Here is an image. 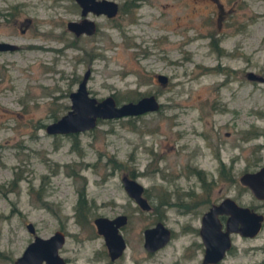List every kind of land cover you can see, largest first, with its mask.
Instances as JSON below:
<instances>
[{
  "label": "rangeland",
  "instance_id": "374dc122",
  "mask_svg": "<svg viewBox=\"0 0 264 264\" xmlns=\"http://www.w3.org/2000/svg\"><path fill=\"white\" fill-rule=\"evenodd\" d=\"M110 1L115 15L87 13L95 31L75 36L65 26L81 18L73 0H0V41L16 45L0 51V264H13L32 239L26 223L42 238L61 231L58 255L67 264H106L92 219L124 211L123 264L133 257L172 264L196 239L183 231L186 222L197 224L174 203L187 201V191L204 197L202 183L210 200L240 194V203L264 211L237 181L264 163V80L245 77L264 78V0H135L126 12L130 0ZM85 70L96 99L109 95L118 105L153 95L158 109L100 119L74 134L45 133L67 111ZM130 172L150 211L131 208L120 183ZM156 219L171 239L148 256L134 234ZM231 243L223 264H264V221L255 238ZM198 257L178 264H198Z\"/></svg>",
  "mask_w": 264,
  "mask_h": 264
},
{
  "label": "water",
  "instance_id": "95a60500",
  "mask_svg": "<svg viewBox=\"0 0 264 264\" xmlns=\"http://www.w3.org/2000/svg\"><path fill=\"white\" fill-rule=\"evenodd\" d=\"M79 9V14L84 16L87 12L93 14H103L111 17L116 13L117 6L110 0H73ZM66 28L74 35L84 33L89 35L94 32V24L91 20L82 18L80 21H67ZM15 45L0 41V51L14 50ZM89 75L85 70L77 82L73 91L68 94L69 106L65 113L56 120L46 124L44 131L47 134H74L86 131L95 126L97 119H112L123 116H135L158 109V102L153 95L141 96L135 101H127L115 104L111 96L107 95L101 99L89 95L85 83ZM246 79L262 82L264 78L251 71L245 74ZM156 81L162 85L166 77L162 74L155 76ZM120 182L125 193L134 199V201L145 209L149 208L147 202L140 197L142 186L134 179L127 178L125 175L120 177ZM238 182L245 186L248 191L257 199H264V165L254 171H245L238 177ZM226 198L223 202L213 206L208 212H205L201 218L199 235L205 245L203 262L213 263L218 260L223 251L228 249L229 240L226 236L228 230L220 232L219 223L215 215L221 213L223 204L233 202ZM230 206V214L234 222H241L239 229H236L242 235H253L259 228L261 215L249 214L246 208L237 207L235 204ZM120 219L115 220V226H111V220L106 218H95L93 223L97 233L102 236L104 246L110 257H116L123 248L121 236L116 233V226ZM231 221V224H232ZM246 224L243 225V223ZM248 228L247 233L242 232V228ZM26 230L32 235V239L25 245L19 256L15 257L13 264H64L63 259L58 255V249L63 243V233L59 230L53 231L49 236L42 238L34 233L30 223L25 224ZM234 229V228H233ZM232 229V230H233ZM169 229L162 223L156 222L152 227L143 231V247L147 252H152L164 245L169 238ZM214 254V256H213ZM209 260L207 261V257Z\"/></svg>",
  "mask_w": 264,
  "mask_h": 264
},
{
  "label": "flooded vegetation",
  "instance_id": "af4514ba",
  "mask_svg": "<svg viewBox=\"0 0 264 264\" xmlns=\"http://www.w3.org/2000/svg\"><path fill=\"white\" fill-rule=\"evenodd\" d=\"M75 3V2H74ZM76 4V3H75ZM77 5V4H76ZM78 6V5H77ZM79 8V7H78ZM80 9V8H79ZM117 11V10H116ZM87 13H91V12H87ZM86 13V14H87ZM85 14V15H86ZM91 14H93V13H91ZM85 15L84 16H81V18L79 19V21L82 19V18H85V19H87L86 17H85ZM97 15V14H96ZM115 15V14H114ZM113 15V16H114ZM105 16V15H104ZM113 16H111V17H113ZM106 17V16H105ZM111 17H106V18H111ZM87 20H89V19H87ZM78 22V21H77ZM94 24V23H93ZM94 31H95V25H94ZM80 34H84V33H80ZM92 34V33H91ZM79 35V34H78ZM84 35H86V34H84ZM90 35V34H89ZM75 36H77V35H75ZM4 42V41H3ZM16 46V45H15ZM16 48V47H15ZM8 51H10V50H8ZM159 104V103H158ZM159 106V105H158ZM262 165H264V163L263 164H260V165H258L256 168H254L253 170H250V171H254V170H256L257 168H259L260 166H262ZM131 173L132 172H130L129 174L130 175H125L127 178H132V179H134L132 176L133 175H131ZM219 175H221V173H219ZM223 175V179H225V180H227L226 178L229 176L230 177V180L228 179V181H233L234 179H233V175L232 174H230V172L228 173V176L226 177V175H224V174H222ZM240 176V175H239ZM135 180V179H134ZM237 181H238V179H237ZM121 183V182H120ZM239 183V182H238ZM239 185H240V187H242L243 189H244V191H246L247 193H249V195H250V197L252 198V199H254L255 201H257V202H261V206L262 207H264V199H257L256 197H254L249 191H248V189L245 187V186H242L240 183H239ZM122 186V185H121ZM201 186H202V190H200V192L201 193H203L204 194V197H202V198H200V199H196V197L198 196V195H195V193L194 192H192V191H187L186 193H185V195H186V197H187V201H184L182 198H178L177 199V201L174 203V206L175 207H177L176 209L179 211V213L180 214H186L188 217H192V216H197V224H196V226H193L192 224H191V222L190 221H188V222H186V224H185V229L183 230V231H185V230H187V231H192V232H194L195 233V235H196V239L195 240H191V241H189V242H187L186 244H184L183 245V247H181V251H180V253H179V255H177V257L174 259V262H172V264H178V262L180 261V260H190V259H192V257L194 256V255H196V254H198L199 255V263L198 264H223V260L225 259V257L227 256V254L229 253V251H230V248L232 247V243H231V241H232V239L234 238V237H239V238H248V239H251V238H255L256 236H257V234L261 231V229H262V226H263V221H264V211L261 209V210H259L258 209V206L256 205V206H254V205H251V204H249V205H246V204H242V203H240L239 201V199H240V194H238V195H236V194H232V195H225V196H222V197H220L218 200H210L209 198V185H208V183L207 184H201ZM123 189V188H122ZM124 191V190H123ZM124 193H125V191H124ZM126 194V193H125ZM126 196L128 197V199L133 203L132 205H131V208L134 210V212L137 214V213H141V212H146V211H150L151 210V208L152 207H150V205H149V208L148 209H145V207H142V206H140V205H138L135 201H134V199H132L131 197H129L127 194H126ZM140 197L141 198H143L145 201H146V198H145V196H144V190H143V187H142V191H141V193H140ZM226 198H228L229 200H231L233 203L232 204H235L237 207H242V208H246L247 209V212L249 213V214H251V212L252 213H256V214H260L261 215V217H262V219H261V222H260V225H259V228H258V230L256 231V233L255 234H253V235H251V236H249V235H242V234H240V232L237 230L236 231V229H239L240 228V226H241V222L240 221H238V220H235L234 222L232 221V219H233V217H232V215L230 214V209H231V207L230 206H233L232 204H228V203H226V204H223L222 205V207H220L221 208V213H217L216 215H215V217H216V219L218 220V223H219V229H220V232H225L227 229H231V230H228V232H227V234H226V236H227V238H228V240H229V247H228V249H226V250H224L223 251V254H222V256L218 259V260H216L215 262H213V263H209V262H203V258H204V251H205V245H204V243H203V241H202V239H201V237H200V235H199V228H200V225H201V218H202V216H203V214L205 213V212H208L209 211V209H211L213 206H215V205H218V204H220L221 202H223ZM230 201V202H231ZM147 202V201H146ZM160 206V205H159ZM155 209H156V211L155 212H157V206H155ZM198 209L199 211H196V210ZM193 212H196L195 214H193ZM130 214L129 213H127V212H121V213H117V214H115V215H113V216H110V217H106V216H102V215H98V216H96V217H94L93 219H92V224H93V227H94V230H95V232H96V234H98L97 233V230H96V227H95V225H94V223H93V220L95 219V218H98V217H101V218H106L107 220H111V226H115V220H117V219H120L121 221L120 222H118V224H117V226H116V233L118 234V235H120L121 236V239H122V241H123V248H122V250H121V252H120V254L118 255V256H116V257H110L109 256V254H108V251H107V249H106V247L104 246V253H105V255H106V257H107V259H106V264H123L124 262H123V257H124V253H125V250L126 249H128V245H129V239L128 238H126V237H124V233H123V231H124V228H125V226L129 223V221H130V216H129ZM231 221H232V224H231ZM156 222H160V223H162L160 220H158V219H156L155 221H154V223L151 225V226H148V227H152ZM247 223V221H245V223H243V225L244 224H246ZM163 224V223H162ZM164 225V224H163ZM148 227H146V226H142V229H141V231H137L136 232V234H134L135 235V240H136V242H137V246H138V250L140 249V247H141V249H142V251H143V253H146V254H148V256H152L154 253H156L157 251H159V250H161V249H163L166 245H167V243H168V241L171 239V231L169 230V232H170V234H169V238H168V240H167V242L164 244V245H162L161 247H159L158 249H156V250H154V251H152V252H147L145 249H144V247H143V231L146 229V228H148ZM234 228V229H233ZM233 229V230H232ZM242 232L243 233H247L248 232V228H246V227H243L242 228ZM100 235V234H99ZM64 236V235H63ZM101 236V235H100ZM102 237V236H101ZM102 241H103V239H102ZM103 245H104V243H103ZM263 251H264V247H263ZM94 256H96V255H94ZM213 256H214V254H213ZM61 257V256H60ZM62 258V257H61ZM208 259H207V261L209 260V256L207 257ZM63 259V261H64V264H67V262H66V260L64 259V258H62ZM95 259H96V257H95ZM136 258L135 257H133L132 258V263L133 264H141L140 263V260L138 259V260H135ZM131 263V264H132ZM92 264H94V262H92Z\"/></svg>",
  "mask_w": 264,
  "mask_h": 264
},
{
  "label": "trees",
  "instance_id": "16d2710c",
  "mask_svg": "<svg viewBox=\"0 0 264 264\" xmlns=\"http://www.w3.org/2000/svg\"><path fill=\"white\" fill-rule=\"evenodd\" d=\"M135 0H130V1H128L129 3V5L127 6V8L126 9H124V11L126 12V11H128V9L129 8H132V7H134V6H136V4H135V2H134ZM214 47H216V43H215V45H213ZM57 117L56 116H53L52 117V120H55ZM100 119H97V121H99ZM253 134V136H256V135H258V133H256V131L254 132V133H252ZM72 137H74L73 135H72ZM221 169V168H220ZM193 172L195 173V175L198 177V179L201 181V182H205L204 181V179H203V176H202V174H201V172L199 171V170H194L193 169ZM219 173H221V174H224V175H226V177L228 176V173H229V171H227V173L226 172H222L221 170L219 171ZM227 180L229 179L230 180V177L228 176L227 178H226ZM204 183H202V185H203ZM207 184V183H206ZM82 202H83V190L82 189H80V190H78V198H77V204H76V215L79 213V211L83 208L82 207V205H80V204H82ZM82 207V208H81Z\"/></svg>",
  "mask_w": 264,
  "mask_h": 264
}]
</instances>
